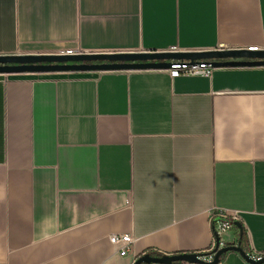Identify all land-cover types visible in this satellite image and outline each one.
Returning <instances> with one entry per match:
<instances>
[{"label": "crops", "instance_id": "crops-1", "mask_svg": "<svg viewBox=\"0 0 264 264\" xmlns=\"http://www.w3.org/2000/svg\"><path fill=\"white\" fill-rule=\"evenodd\" d=\"M250 47L264 0H0V55ZM216 210L264 252V66L0 75V264L209 260Z\"/></svg>", "mask_w": 264, "mask_h": 264}, {"label": "water", "instance_id": "water-1", "mask_svg": "<svg viewBox=\"0 0 264 264\" xmlns=\"http://www.w3.org/2000/svg\"><path fill=\"white\" fill-rule=\"evenodd\" d=\"M207 60L212 66H264V49L249 50L247 48L187 51H135V52H90L77 54H10L0 55V75L18 73H61L90 72L137 69H169L174 61L194 63ZM240 252L248 261L251 260L240 244L226 246L216 252L212 260L204 259L197 253H182L162 256L145 254L134 264H168L176 261L199 264H217L222 255L228 251Z\"/></svg>", "mask_w": 264, "mask_h": 264}, {"label": "built area", "instance_id": "built-area-1", "mask_svg": "<svg viewBox=\"0 0 264 264\" xmlns=\"http://www.w3.org/2000/svg\"><path fill=\"white\" fill-rule=\"evenodd\" d=\"M249 50H259L258 47H250ZM177 51L178 49H172ZM65 54L85 53L80 50H69ZM215 67L207 60H200L194 63L189 61H174L168 69L170 75L175 78L182 75H201L211 76ZM241 221L240 215L236 211L216 210L212 213L213 224V244L211 246L212 258L216 252L228 244L225 242L224 235L232 230L234 223ZM110 240L120 249L125 252L130 244L135 241L132 234L117 233L109 236ZM237 245V244H236ZM247 256L253 261H260L264 258V252H254L250 249L245 250ZM212 260V259H209Z\"/></svg>", "mask_w": 264, "mask_h": 264}, {"label": "trees", "instance_id": "trees-1", "mask_svg": "<svg viewBox=\"0 0 264 264\" xmlns=\"http://www.w3.org/2000/svg\"><path fill=\"white\" fill-rule=\"evenodd\" d=\"M236 223H234V226L236 227ZM237 227H238V225H237ZM239 244L244 248V249H246V250H248L249 248H248V240H247V238H246V235L244 234V233H242V232H239ZM148 254H150V255H152V256H162L163 254L162 253H160V252H157V251H150V252H148ZM200 255H204V254H200ZM143 256V255H142ZM141 257V256H140ZM139 257V258H140ZM174 263H183L182 261H176V262H174ZM142 264H147V263H142Z\"/></svg>", "mask_w": 264, "mask_h": 264}, {"label": "rangeland", "instance_id": "rangeland-1", "mask_svg": "<svg viewBox=\"0 0 264 264\" xmlns=\"http://www.w3.org/2000/svg\"><path fill=\"white\" fill-rule=\"evenodd\" d=\"M62 73V72H61ZM65 73V72H64ZM39 74H42V73H39Z\"/></svg>", "mask_w": 264, "mask_h": 264}]
</instances>
